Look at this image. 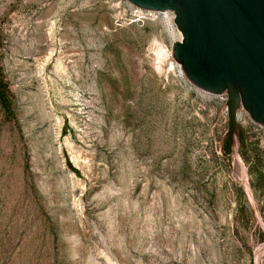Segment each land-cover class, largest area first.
Returning a JSON list of instances; mask_svg holds the SVG:
<instances>
[{
	"label": "rangeland",
	"instance_id": "1",
	"mask_svg": "<svg viewBox=\"0 0 264 264\" xmlns=\"http://www.w3.org/2000/svg\"><path fill=\"white\" fill-rule=\"evenodd\" d=\"M135 9L0 0V264H264V128L225 151L226 96Z\"/></svg>",
	"mask_w": 264,
	"mask_h": 264
},
{
	"label": "water",
	"instance_id": "2",
	"mask_svg": "<svg viewBox=\"0 0 264 264\" xmlns=\"http://www.w3.org/2000/svg\"><path fill=\"white\" fill-rule=\"evenodd\" d=\"M127 2L173 13L181 40L172 44V55L191 85L227 96L229 142L239 109L264 128V0Z\"/></svg>",
	"mask_w": 264,
	"mask_h": 264
},
{
	"label": "bare ground",
	"instance_id": "3",
	"mask_svg": "<svg viewBox=\"0 0 264 264\" xmlns=\"http://www.w3.org/2000/svg\"><path fill=\"white\" fill-rule=\"evenodd\" d=\"M132 5V4H131ZM134 6V5H133ZM136 8H139L137 6H135ZM141 9V8H139ZM145 10V9H143ZM145 11H153V12H158V13H162V12H165V11H159V10H145ZM167 12V11H166ZM174 22V21H173ZM176 26V25H175ZM180 33V32H179ZM181 34V33H180ZM181 40V38H180ZM172 50V49H171ZM153 59V65L155 67L156 70H158V72H165L167 69H172L173 68V64L170 62L169 60V55L168 53L163 50L162 48H159L158 50H156L153 55H152ZM173 56V55H172ZM174 58V57H173ZM175 59V58H174ZM176 61V60H175ZM177 62V61H176ZM178 63V62H177ZM179 64V63H178ZM180 65V64H179ZM181 67V65H180ZM189 82V81H188ZM207 92V91H205ZM209 93V92H208ZM212 94V93H211ZM239 114V113H238ZM238 114H237V117H238ZM235 151V150H234ZM84 160V159H83Z\"/></svg>",
	"mask_w": 264,
	"mask_h": 264
},
{
	"label": "built area",
	"instance_id": "4",
	"mask_svg": "<svg viewBox=\"0 0 264 264\" xmlns=\"http://www.w3.org/2000/svg\"><path fill=\"white\" fill-rule=\"evenodd\" d=\"M141 10H143V9L136 8V9L134 10V14H136V15H135L136 17H139L140 15H142V11H141ZM167 12L172 13V12H170V11H167ZM172 14H173V13H172ZM222 96H226V95L224 94V95H222ZM226 101H227V96H226ZM238 112H239V111H237V114H238ZM237 119H238V117H237Z\"/></svg>",
	"mask_w": 264,
	"mask_h": 264
},
{
	"label": "trees",
	"instance_id": "5",
	"mask_svg": "<svg viewBox=\"0 0 264 264\" xmlns=\"http://www.w3.org/2000/svg\"><path fill=\"white\" fill-rule=\"evenodd\" d=\"M229 149H230V142H229V140H228V138H227V139L225 140L224 150L228 152Z\"/></svg>",
	"mask_w": 264,
	"mask_h": 264
}]
</instances>
